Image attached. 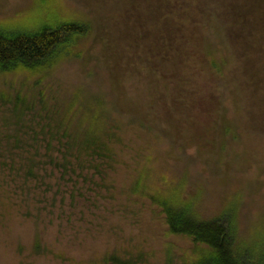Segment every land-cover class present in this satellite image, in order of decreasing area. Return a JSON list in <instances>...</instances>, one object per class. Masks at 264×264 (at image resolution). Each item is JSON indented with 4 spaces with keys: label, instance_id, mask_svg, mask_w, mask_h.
Masks as SVG:
<instances>
[{
    "label": "rangeland",
    "instance_id": "obj_1",
    "mask_svg": "<svg viewBox=\"0 0 264 264\" xmlns=\"http://www.w3.org/2000/svg\"><path fill=\"white\" fill-rule=\"evenodd\" d=\"M66 13L88 32L66 61L63 51L50 60L46 95L55 93L60 108L81 103L82 113L107 105L113 118L142 122L146 131L138 140L122 126L127 167L113 184L114 200L97 178L61 176L48 165L24 183L18 154L32 152L31 142L4 150L0 264H82L130 246L142 249L141 264H163L167 244L186 249L188 241L165 238L162 218L147 201L125 202L120 188L134 152L145 146L155 168L173 179L170 187L186 183L200 199L201 214L224 216L239 241L264 235V0H0V28L31 31ZM34 79L29 70L0 73V118L11 116L1 100L31 102ZM36 234L65 260L31 254Z\"/></svg>",
    "mask_w": 264,
    "mask_h": 264
},
{
    "label": "trees",
    "instance_id": "obj_2",
    "mask_svg": "<svg viewBox=\"0 0 264 264\" xmlns=\"http://www.w3.org/2000/svg\"><path fill=\"white\" fill-rule=\"evenodd\" d=\"M69 14L56 15L57 20L39 22V27L36 24L31 25V28L36 26L31 31H6L0 28V73L10 69L29 70L31 79L36 76L38 78L31 82V102L28 103L23 97L16 99L15 106H11L10 100H1L3 113L9 112L11 116L6 118L7 115H3L0 118V159L6 158L3 156L4 150L12 153L11 147L15 151L23 149L26 142H31L27 146L32 152L26 156H22L21 152L18 154V163L25 166L22 174L24 183L36 178L40 165H48L53 170H58L61 176L75 175L88 182L97 178L99 184L107 189L111 200H114L116 188L113 184L116 183L117 175L123 173V169L127 167L122 160L125 150L124 147L121 148L122 126L131 132V136L139 138L138 140L142 139L139 133L146 131V128L142 122H128L125 119L124 122H119L118 118L112 117L114 110L107 105L102 107L101 103L96 105L93 113L92 108L88 113H82L81 103H70L66 105L67 108H60L57 106L59 97L56 98L55 93L52 92V96L46 95L43 89L45 85L42 83L54 70L51 65L50 68L46 66L51 59L57 58L60 51L68 55L61 58L66 61L72 55L71 48L75 40L83 39L88 32L89 26L86 23L81 19L73 20L78 18L75 13ZM35 72L42 74H38V77ZM5 103L10 106L6 108ZM30 123L31 138L28 137L25 141L23 138L27 133L23 129ZM36 123L39 125L38 132L33 129V124ZM3 129L12 136L3 135ZM149 149L146 146L139 147L134 152L131 174L126 175V185L120 189L126 194V203L141 199L147 201L155 212H159L165 227V238L175 237L189 242L186 249L175 247L172 243L167 244L162 263L264 264V235L259 238L246 236L245 240L239 241L240 237L235 235L234 230L236 225L224 216L209 219L201 214L200 199L188 190L186 183L170 187L169 182L173 179L155 168L154 156ZM39 150H44V153ZM14 161L11 160L12 163ZM31 254L54 255L65 260V253H54L45 244H41L38 234L33 239ZM146 262L142 249L139 246H130L129 250L123 252L115 249L106 250L100 256L90 255L82 264Z\"/></svg>",
    "mask_w": 264,
    "mask_h": 264
}]
</instances>
